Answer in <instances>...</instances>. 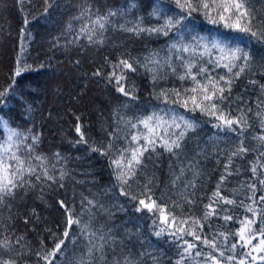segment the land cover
<instances>
[{"label":"trees","instance_id":"1","mask_svg":"<svg viewBox=\"0 0 264 264\" xmlns=\"http://www.w3.org/2000/svg\"><path fill=\"white\" fill-rule=\"evenodd\" d=\"M49 2L51 6L45 12V0H0V90L11 86L5 98L6 103L0 104V115L4 116L12 129L39 134L37 152L46 155L50 163L55 162L53 154L60 153L64 158L62 165L69 175L62 181L63 187H60L59 183L45 185L43 191L38 187L30 190L22 199L18 197L12 201L10 212L7 209L0 210V215L4 218L3 223L8 225L7 228H0V240L10 238L14 243L16 237L23 235L25 239L22 243L27 245L24 251L28 255L22 259L27 261V264H37L34 254L41 251L42 247L45 250L51 249L67 227L66 209L61 207L59 201H63L75 216L82 211V198L95 197L103 201L112 212L111 218L104 214L98 215L96 223L110 226L116 232L117 238L123 239L131 251L138 253L147 250L158 257L159 264H176L177 247L173 238L167 234L157 237L155 232L158 226L153 223L154 215L147 209L135 211L137 202L129 196L120 195L119 185L108 157L91 152L88 144L76 143L80 139L76 126L80 125L89 143L100 144L110 139L107 133L117 127V122L123 129L125 121H135L136 118L151 115L153 112L163 114L162 109L165 111L175 109L196 121L198 127L195 132H189L184 141L187 158L181 157L177 160L158 148L157 151L161 155L155 161L156 167L149 164L144 175L137 173L140 184H133L129 190L132 194L139 195L144 180L154 175V183L150 186L153 199L159 198L163 192L164 200H158V203L171 204L172 200L178 199L175 194L182 191L180 183L175 187L170 184L173 170L178 173L180 166L186 167L189 162H198L200 176L196 179L194 190L196 202L191 206L185 204L183 209L185 215L192 216L202 215L204 205L209 202L224 171L225 156L237 142L238 137L234 133L213 127L216 123L214 118L198 110L187 111L177 104H165L162 99H158L162 89L189 85L187 80L179 81L168 68H164L159 73L161 78L154 82L153 74L148 71L153 65L149 64L146 68L134 64L136 71L124 70L126 79L122 80L121 84L125 86L126 91L134 89L135 98L117 91L116 77L121 75V68H114L113 65L118 64L120 59H130V62L136 59L143 61L153 52L159 53L161 59L168 57L170 45L180 39L176 35V29L171 30L167 36L155 33L135 36L117 28L106 33L103 46L89 44L86 38H77L82 21L74 19L85 0ZM87 2L101 13L110 8L122 9L127 20L143 17L144 24L151 26L162 23V19L157 20L151 15L156 7L163 9L162 17L165 13L174 19L186 15L176 6L175 0H87ZM133 3L136 7L129 11ZM253 5L264 12V0H253ZM125 18L114 17L113 21L116 24L124 23ZM69 24L72 25L71 29L68 27ZM184 25L188 26V31L184 33V43L192 42V36L197 34L218 36L229 40L233 45L246 46L253 56L254 65L258 66L264 58V44L257 43L247 34L226 29L222 23L210 24L200 12L193 13L184 21ZM184 25L180 26L181 29ZM18 59L31 70L23 72L13 81V69L17 66ZM171 60L174 64L180 63L175 55ZM97 69L101 70L100 76L93 75ZM113 72L116 76L110 75ZM219 72L223 74L224 70L219 69ZM249 79L264 84V74L254 67L252 72L246 71L234 83L232 94L243 96L248 106L255 112V102L260 92L257 86L248 83ZM232 107L235 109L236 105ZM235 114L233 112V115ZM77 116L80 118L79 121L76 119ZM249 116V122L253 127L244 135L245 145L252 147L256 145V141L250 134L262 133L252 113H249ZM7 135V129L0 126V143L6 140ZM117 143L123 145L125 141L120 140ZM201 149L204 151L201 152ZM255 159L256 153L249 152L244 159H238L233 164V168L237 166L240 168V174L228 178L222 187L223 195L233 196V189L252 179L249 169ZM60 166L57 165V168ZM192 177L193 173L189 171L182 177V181ZM260 194L262 193H257ZM233 198L237 201L244 199L243 191L238 192ZM221 207L231 208L230 214L234 216L244 215L243 208L235 205ZM9 216L12 217L11 221L8 220ZM25 219L28 220L27 224L24 223ZM82 219H87V216ZM209 223L213 224V228L210 229L206 224L204 234H210L226 222L212 217ZM239 227L234 219L227 222L225 230L235 231ZM254 227L257 229L261 227L259 219ZM78 232L77 225L73 224L69 230V239L73 237V233ZM128 236H131V239H128ZM16 249H19V245H16ZM73 249L74 246L66 242L62 251L67 250V255L60 257L58 253L59 258L55 259L53 264H64L72 255ZM75 250L79 254L80 249ZM4 255L21 259L15 255V251L5 252ZM39 264L44 262L41 260ZM148 264H152L151 259L148 260Z\"/></svg>","mask_w":264,"mask_h":264},{"label":"snow or ice","instance_id":"2","mask_svg":"<svg viewBox=\"0 0 264 264\" xmlns=\"http://www.w3.org/2000/svg\"><path fill=\"white\" fill-rule=\"evenodd\" d=\"M175 3L186 15L174 19L165 13L162 17L163 9L156 7L151 15L157 20L162 19V23L158 26L145 25L143 17L127 20L125 11L122 9L110 8L101 13L99 9L94 10L87 0L81 5L79 14L74 19L82 21L77 38H86L89 44L101 46L105 43L106 33L117 28L135 36L142 33L167 36L171 30L176 29V35L180 39L170 45L168 57L161 59L159 53L153 52L143 61L136 59L130 62V59H120L113 67L121 68V75L116 77L117 91L131 98H135L134 89L126 91L125 86L121 84V81L126 79L124 70L136 71L134 64L146 68L151 64L153 67L148 68V71L153 74L155 82L161 78L159 73L164 68H168L179 81L187 80L189 85L162 89L158 99H162L165 104H177L187 111L198 110L214 118L216 123L213 127L234 133L238 137L237 142L225 156L224 171L219 177L209 202L204 205L202 215H185L183 210L185 204L191 206L196 202L194 190L196 179L200 176L198 162H189L186 167L180 166L178 173L173 170L170 184L175 187L180 183L182 191L175 194L178 199L172 200L171 204L158 203V200H164L163 192L159 198L153 199L150 186L154 183V175L144 180L139 195L129 191L133 184H140L137 173L144 175L149 164L156 167L155 161L161 155L157 151L158 148L177 160L181 157L187 158L184 141L189 132H195L198 127L196 121L175 109L168 111L162 109L163 114L153 112L151 115L138 117L135 121H125L123 129L117 122V127L107 133L110 139L100 144L89 143L80 125L77 124L76 132L80 139L76 143L88 144L91 152H98L101 156L108 157L119 185L120 195L129 196L137 202L135 211L147 209L154 215L153 223L158 226L155 232L157 237L167 234L173 238L177 247L176 264H185V262L187 264H209V262L210 264H264V84L254 79L248 80V83L257 86L260 92L255 102V112L248 106L243 96L232 94L234 83L246 71L252 72L256 67L257 71L264 74V58L258 66L254 65L253 56L246 46L233 45L229 40L218 36L197 34L192 36V42L184 43V33L188 31L184 21L193 13L200 12L210 24L222 23L224 28L247 34L257 43L264 44V12L254 7L253 0H210V2L209 0H175ZM45 5V12H47V8L51 6L49 0H45ZM135 7V3L131 4L129 11ZM114 17L125 18V22L116 24L113 21ZM181 25H184L183 29ZM68 27L71 29L72 25L69 24ZM184 53L188 55L185 56ZM173 55L180 61L178 65L172 63ZM76 63L78 64L79 61ZM16 64L17 66L13 69V81L23 72L31 70L28 65L21 64L19 59ZM178 68L181 70L178 71ZM219 69L224 70L223 74L219 72ZM93 75L100 76L101 70L97 69ZM110 75L116 76V73L113 72ZM10 90L11 86L0 90V104L6 103L5 98ZM234 104L235 109L232 107ZM233 112L236 114L233 115ZM249 113H252L256 119L262 133L250 134L256 141V145L252 147L245 145L244 135L249 128L253 127L249 122ZM76 119L79 121L80 118L77 116ZM0 126L8 132L6 140L0 143V210L7 209L10 212L12 201L18 197L22 199L30 190L39 187L43 191V186H50L53 183H59L60 187L64 186L62 181L69 173L62 165L64 158L60 153H54L55 162L50 163L46 155L37 152L40 142L39 134L12 129L3 115H0ZM120 140H124L125 143L123 145L117 143ZM203 151L201 149V152ZM249 152L256 153V159L251 162L249 169L252 179L240 184L239 188L233 189V196L223 195L222 187L225 186L228 178L240 174V168L238 166L233 168V164L238 159H244ZM199 154L198 152L197 155ZM57 165L61 166L57 168ZM189 171L193 173L192 179L182 181V177ZM189 189L193 191L190 192ZM241 191L244 193V199L237 201L233 197ZM258 192L262 194L257 195ZM59 203L66 209L67 227L51 249L45 250L42 247L41 251L34 254L37 264L41 260L44 264H53V261L59 258L58 253L60 257L66 256L67 250L62 251L66 242L73 245L74 249L64 264H148L149 259L152 264H159L158 257L151 252L131 251L123 239L117 238L116 232L110 226L95 222L100 214L111 218V209L103 201L95 197L82 198V211L75 216L63 201ZM85 204L87 207H84ZM221 205H235L243 208L244 215L234 216L230 214L231 208L221 207ZM169 208L173 210L169 211ZM85 215L87 219H82ZM212 217L222 219L226 223L215 228L210 234H204L203 229L206 224L210 229L213 228V224L209 223ZM11 219L12 217L9 216L8 220L11 221ZM234 219L240 227L235 231H226L227 222ZM258 219L261 227L257 229L254 225ZM3 220V216L0 215V228H7L8 225H5ZM24 223L27 224L28 220L25 219ZM73 224L77 225L79 232L73 233V237L69 239V230ZM185 237L192 239L188 240ZM24 239L21 235L16 237L14 243L10 238L0 240V264H27V261L22 259L28 255L24 251L27 247L22 243ZM128 239H131V236H128ZM253 241L256 243L254 244ZM16 245H19L18 250ZM76 248L80 249L79 254L76 253ZM13 251L21 259L4 255L5 252L13 253Z\"/></svg>","mask_w":264,"mask_h":264},{"label":"rangeland","instance_id":"3","mask_svg":"<svg viewBox=\"0 0 264 264\" xmlns=\"http://www.w3.org/2000/svg\"><path fill=\"white\" fill-rule=\"evenodd\" d=\"M254 242V241H253Z\"/></svg>","mask_w":264,"mask_h":264}]
</instances>
